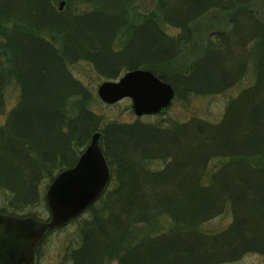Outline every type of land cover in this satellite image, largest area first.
Returning <instances> with one entry per match:
<instances>
[{
	"label": "trees",
	"instance_id": "1",
	"mask_svg": "<svg viewBox=\"0 0 264 264\" xmlns=\"http://www.w3.org/2000/svg\"><path fill=\"white\" fill-rule=\"evenodd\" d=\"M127 2L0 0V49L7 59L0 60V85L12 79L19 88L0 128V189L12 193L19 210L41 200L46 206L40 183L74 165L98 131L110 179L78 222L72 264H222L264 253V0H160L164 20L181 30L178 37L147 18L115 51ZM71 3L80 6L74 14ZM184 48L185 62L173 64ZM250 56L251 83L215 123L103 121L88 107L92 90L67 70L88 61L114 80L118 64L140 66L175 94L205 95L244 78ZM156 161L160 167H151ZM223 213L231 221L221 231L200 229Z\"/></svg>",
	"mask_w": 264,
	"mask_h": 264
},
{
	"label": "rangeland",
	"instance_id": "2",
	"mask_svg": "<svg viewBox=\"0 0 264 264\" xmlns=\"http://www.w3.org/2000/svg\"><path fill=\"white\" fill-rule=\"evenodd\" d=\"M83 7L89 8L90 6L83 5ZM69 8L71 9V13L74 14L80 9V6L79 5L77 6V4L75 3H71ZM124 8H126V11L125 13H123V15L126 18L125 17L122 18V22H124V24L122 26H119V28L116 31L117 37L113 42V47L115 51L123 49L124 46L128 44V42L131 40L132 37L133 27H135L136 29V27L139 26L141 22H143L147 18L151 19L153 17L152 19L153 20L155 19L154 21H156V23L159 25L162 31L172 37H176V36L178 37L179 32H181V30L178 27L172 25L173 23L171 22L169 23V20L168 21L164 20L160 8V0H128ZM62 9H63V3L58 4V10H62ZM0 28H4V27H0ZM193 35L196 36L195 33ZM207 35L208 34L206 33L204 36L205 39ZM193 38L194 37H192V39ZM2 39L3 37L0 36V41ZM198 40L199 39L197 37L193 40L195 46L197 45L200 46L199 43L201 42H198ZM177 44L178 41L176 43V46ZM1 49H0V60H2V64L4 65L6 64L5 61L7 59L6 56L4 55L5 52L2 51ZM181 54L183 55H181L179 58H177L178 57L177 56L176 60L175 59L172 60L173 64H179L185 62L187 58L185 54L188 55L185 48L181 50ZM244 65H245L244 78L239 79L234 85L227 88L223 92L205 94V95H197V94L179 95V93L177 92L176 95L174 91V97L172 98L169 106L162 109L160 112L156 114L141 115V116H137L134 114L131 106V100L129 98H124L112 104L104 103L98 98L96 89L101 82L107 79L101 75H98L95 69L93 68L92 64L89 63L88 61L80 60L77 61L76 63L68 64L67 70L69 71V73L71 74L74 80L80 82L82 85L85 86V88L92 90V94H93L92 99L95 98L94 99L95 101H93L92 99L89 100L88 107L92 111H94L97 115L101 116L103 121L117 120L120 122H133L139 120L143 123H152L157 121H161L165 123L166 121L186 122L187 120L194 118V119H200L215 123L222 118L226 109V104L229 101V99L233 98L235 95H237V93H239L243 88H245L251 83V79L253 76V59L251 58V56L249 57V59H247V61L244 62ZM125 66L124 64L117 65L118 75L115 79L123 75L125 72L129 71L126 70L127 67ZM159 68L166 70L164 66H161ZM134 69L148 70L140 66ZM18 99H19V88L18 85L12 81V79H9L8 82L5 81V83H2L0 85V128L4 127L8 119V115L10 114L14 106L17 105ZM74 101H75L74 97H71V99L68 100V102H71V105H75ZM214 162H216V159H213L210 162H208V166L210 167ZM160 164L161 162L156 161L153 164H151V167L153 166V168H159ZM44 183H40L39 189L40 192L42 190V195L45 196L46 188L49 184L46 185ZM14 203L16 202L13 201L12 193L0 189L1 213L11 214L15 216H24V217L30 216L40 221H45L49 217V208L47 204L45 206V203L42 200L38 202V204L36 205H32V206L29 205L23 207L21 210H19L18 208H14L13 207ZM85 211L81 214L83 216L79 221L76 222L74 221V219L78 218L81 215L74 218L66 225L54 229L45 235L44 239L40 242V244L37 247L33 264H72L69 259V253L78 245L79 242V238L77 236L78 228H79L78 222H80L82 219H84L87 216L84 215ZM13 212L17 214H12ZM31 213L38 216L33 217L31 215H27ZM230 221H231V216L228 213H223L220 216H216L213 219L208 220L203 224H201L200 229L208 233H217L221 231L223 228H225ZM110 264H117V263L115 260H112ZM222 264H264V253H255V252L245 253L235 261L226 262Z\"/></svg>",
	"mask_w": 264,
	"mask_h": 264
},
{
	"label": "water",
	"instance_id": "3",
	"mask_svg": "<svg viewBox=\"0 0 264 264\" xmlns=\"http://www.w3.org/2000/svg\"><path fill=\"white\" fill-rule=\"evenodd\" d=\"M96 93L107 104L130 98L137 116L160 112L174 97L169 83L145 69L129 70L117 80H105ZM99 135L94 132L75 164L58 172L47 186V220L0 213V264H33L35 248L46 231L68 223L101 195L110 173Z\"/></svg>",
	"mask_w": 264,
	"mask_h": 264
}]
</instances>
